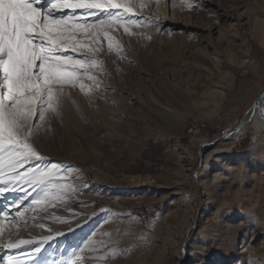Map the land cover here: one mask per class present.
Instances as JSON below:
<instances>
[{
    "label": "rangeland",
    "instance_id": "374dc122",
    "mask_svg": "<svg viewBox=\"0 0 264 264\" xmlns=\"http://www.w3.org/2000/svg\"><path fill=\"white\" fill-rule=\"evenodd\" d=\"M135 3L130 15L159 23L144 21L143 28L130 29L144 33L130 36L134 52L132 43L122 41L129 35L119 38L123 27L113 31L126 59L101 54L108 74L95 73L102 80L99 93L106 105L123 107L120 97L131 100L123 118H136L145 107L140 97L157 93L160 84L177 95L180 106L156 103L167 113L111 137L92 121L97 106L74 93L79 111L69 101L66 112L74 111L81 126L63 120L62 113L36 144L38 151L40 142L48 146L41 154L46 159L71 166L66 182L77 191L46 208L28 207L27 199L16 219L11 209L18 204L12 201L22 194L0 197L4 239L19 241L15 233L22 229L47 231L31 238H53L36 264L77 256L84 264H156L161 250L160 264H264V129L256 132L252 119L232 145L222 142L251 117L264 94V44L253 36L254 18L264 17V0ZM212 89L221 92L220 104L210 96ZM184 103L190 107L184 109ZM258 105L264 111V100ZM88 136L93 153L83 145ZM227 223L239 229L230 232ZM69 239L74 247L68 251L63 241Z\"/></svg>",
    "mask_w": 264,
    "mask_h": 264
},
{
    "label": "snow or ice",
    "instance_id": "6c2138e0",
    "mask_svg": "<svg viewBox=\"0 0 264 264\" xmlns=\"http://www.w3.org/2000/svg\"><path fill=\"white\" fill-rule=\"evenodd\" d=\"M136 6L135 0H0V197L10 192L22 194L12 201L18 204L11 209L15 212L12 219L19 217V208L27 199H31L28 207L39 204L46 208L76 193L77 186L66 182L71 179V166L46 159L36 142L53 118L62 117L67 101L79 111L72 99L75 91L91 103L103 90L102 80L95 74H108L101 54L115 53L126 59L122 41L113 31L123 27L129 36H142L144 33L130 29L143 28L144 21L159 23L152 17L130 15ZM261 117L264 119V111ZM4 235L0 228V247L32 249L26 264H36L53 239L45 236L40 241L12 242ZM5 264L22 261L8 256ZM75 264H84L83 258Z\"/></svg>",
    "mask_w": 264,
    "mask_h": 264
},
{
    "label": "bare ground",
    "instance_id": "6f19581e",
    "mask_svg": "<svg viewBox=\"0 0 264 264\" xmlns=\"http://www.w3.org/2000/svg\"><path fill=\"white\" fill-rule=\"evenodd\" d=\"M119 32H121L119 35V38H121L123 36H128V34L124 33L123 28H121L119 30ZM223 36L225 37L224 34L220 35V37H223ZM253 36L260 43L264 44V17H262L261 15H257L254 18ZM122 41H128L129 43H132V52L135 51L134 50V40H132V37H130V36L126 37L125 40H122ZM213 49L215 50V52H217V54H220V50L217 46H213ZM157 90H158L157 93L151 92L148 98L140 97L141 100L143 101L145 107L137 114L136 118H133L130 116H127V118H125V117L123 118V114L126 111L125 110L126 106H128L127 112L130 110L131 105H129V104H130L131 100L120 97V100H122V102H125L127 104L123 107H116V105L113 103V101H111L110 104L106 105V103L104 102V99H103V96H105V94L103 92H101V93L98 92L97 95L93 97L92 102H91L92 105L97 106V108L91 109L92 117H93L92 121L94 122L95 127L100 129V130L103 127L107 128V130L109 132L108 136L119 137L121 135V130L123 129L122 127H127L126 129H130V131L131 130L133 131V129L135 128V125L137 123H140L141 120H149L148 117H154L157 114H166L167 113L166 112L167 110H162V108L157 106L156 103H160V104L166 103L168 106H172V107L173 106H175V107L180 106V105L176 106V104H177L176 101L178 100L177 95L172 90H170V88L168 86H165L164 84H160V86H158ZM74 93H76V94L78 93L81 96H84V94L80 93L78 90L75 91ZM212 95H213V100L220 104V102L222 101V98H223L221 92H219V94H216L215 89H212V90H210V96H212ZM73 96H74V94H73ZM68 102L69 101H67L65 103L63 111H62V113H64V115H65L64 116L65 118H63V120L68 119L72 122H75V124H77V126L80 127L82 124L81 118L78 117L74 111L66 112L67 106L69 104ZM189 107H190V105H188L187 103L183 104L184 109H188ZM129 115L133 116L131 114V111H130ZM54 119H56V118H53L52 120H54ZM252 124H253V128L256 130V132L261 130V129H264V119H262L260 111H257V113L254 115ZM244 132H246V126L241 129L240 133L233 135L231 137H227V138L223 139L222 142L229 143L230 145H232L233 142L235 141L234 139L237 138L238 136H240L241 134H243ZM112 139H114V138H112ZM93 141H94L93 137L88 136V138L86 137V139H85V143H83L85 148L88 150V153H91L92 151H94V148H92ZM39 148H40L39 152L41 154L42 153L45 154L49 150L48 146L45 145L43 142H40ZM81 150H84V149H81ZM142 180H144V179L142 178ZM136 181H139V180H136ZM234 226H236V225L235 224L232 225L231 223H227L226 229L227 230L230 229V232H235L239 228H238V226L234 228ZM0 228H2L1 225H0ZM15 234H16L17 240H21V239L22 240L23 239L24 240H29V239L32 240L31 238H35L37 236L47 234V231H46V233L45 232L44 233H38V232H35L34 230H31V229H22V230H19L18 232H16ZM63 246H64L63 248L68 249V251L74 247V245L72 244L70 239L68 241L64 240ZM21 249H22V251H16V250H8L6 248L0 247V264H5L6 258L8 256L19 257L22 261V264H26L24 261L26 260L27 257H30V253H31L32 249L25 247L23 245H21ZM162 252H163L162 250H161V252L158 251L154 255V260H155L156 264H160V261L162 260V256H161ZM78 258H79L78 256L72 257L69 261H71L72 264H75V262ZM139 263H141V262L139 261Z\"/></svg>",
    "mask_w": 264,
    "mask_h": 264
},
{
    "label": "water",
    "instance_id": "95a60500",
    "mask_svg": "<svg viewBox=\"0 0 264 264\" xmlns=\"http://www.w3.org/2000/svg\"><path fill=\"white\" fill-rule=\"evenodd\" d=\"M260 96H264V94L260 95ZM259 96V97H260ZM258 99L255 101L254 103V107H253V111H252V115L250 118H248L247 120L243 121L235 130H233L232 132H230L229 134H227L225 136V138L227 137H231L233 135H236L238 133H240L241 129L244 128L245 126H247L253 119L254 115L257 113V108H258Z\"/></svg>",
    "mask_w": 264,
    "mask_h": 264
}]
</instances>
